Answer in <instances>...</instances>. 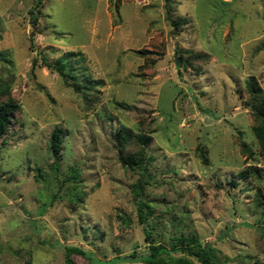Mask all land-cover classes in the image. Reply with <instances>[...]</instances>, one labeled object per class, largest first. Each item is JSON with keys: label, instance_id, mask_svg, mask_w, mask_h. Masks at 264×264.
Segmentation results:
<instances>
[{"label": "rangeland", "instance_id": "obj_1", "mask_svg": "<svg viewBox=\"0 0 264 264\" xmlns=\"http://www.w3.org/2000/svg\"><path fill=\"white\" fill-rule=\"evenodd\" d=\"M35 1L0 0V84L20 107L0 146V264H65L66 246L92 256L73 264H147L140 174L114 138L123 127L154 138V237L176 223L229 264H264V152L248 92L255 78L264 96V0H43L32 41ZM68 53L83 57L65 84L44 59ZM252 167L260 177L238 178Z\"/></svg>", "mask_w": 264, "mask_h": 264}, {"label": "trees", "instance_id": "obj_2", "mask_svg": "<svg viewBox=\"0 0 264 264\" xmlns=\"http://www.w3.org/2000/svg\"><path fill=\"white\" fill-rule=\"evenodd\" d=\"M42 8L43 0H36L29 11L31 15L30 20L33 25L31 32L32 41L40 33L39 16L42 13ZM177 23L175 22L178 26L179 23ZM188 54L195 61L208 59V56L205 54H197L192 51ZM78 55L68 53L64 58L59 59L54 64L44 59V64L50 70L58 73L65 84H69V79L75 77L74 74L83 57L81 56L80 59H75ZM181 59L183 61V56H181ZM189 66L194 67V63L191 64L190 62ZM257 84L255 78H251L248 82V92L251 95L254 106L252 109V133L258 142L260 150L264 152V96L262 89ZM82 87H84L82 95H85L88 91H92L91 86L87 84L82 85ZM7 95L9 96L7 99L0 98V146L1 141L9 134L12 124L15 122V116L20 111L19 105L10 96V90L7 86L0 84V97ZM63 138L62 128L57 127L50 141V151L55 158V162L59 161L61 157V152L64 148ZM114 138L119 150V160L123 167L133 172H139L140 174L139 180L132 186V193L137 204L139 221L143 225L146 235L145 241L149 243L148 248L150 253L143 258V261L147 264H194V261L199 264H229L228 258L224 257L213 245H204L197 234H185L183 228L176 223L171 224V230L166 237L153 236L155 228L150 225L153 208L145 195V184H149V180L151 179L150 166L153 163V158L148 154L154 140L152 131H141L137 133L131 128L123 127L114 135ZM238 142L242 153L247 155V158L252 157L254 152L248 142L243 138H240ZM199 155L203 163L208 165L205 151L201 147L199 149ZM258 172V168H248L241 171L238 174V178L248 180L254 173L257 175ZM257 177L260 176L257 175ZM233 182L236 184V181ZM65 253V264H73L71 257L75 253L87 257L89 260L92 259L91 254H88L84 249L77 246H66ZM254 264L263 263L256 261Z\"/></svg>", "mask_w": 264, "mask_h": 264}, {"label": "water", "instance_id": "obj_3", "mask_svg": "<svg viewBox=\"0 0 264 264\" xmlns=\"http://www.w3.org/2000/svg\"><path fill=\"white\" fill-rule=\"evenodd\" d=\"M175 61H176V65L178 66V65H179V59H178V57H177V54H176V56H175Z\"/></svg>", "mask_w": 264, "mask_h": 264}]
</instances>
